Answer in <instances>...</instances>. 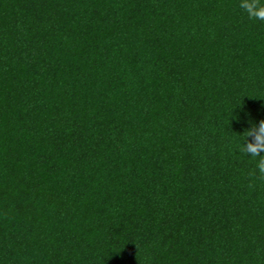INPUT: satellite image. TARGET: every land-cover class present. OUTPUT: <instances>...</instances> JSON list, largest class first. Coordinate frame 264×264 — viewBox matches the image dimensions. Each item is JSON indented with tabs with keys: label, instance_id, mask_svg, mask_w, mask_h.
Segmentation results:
<instances>
[{
	"label": "trees",
	"instance_id": "trees-1",
	"mask_svg": "<svg viewBox=\"0 0 264 264\" xmlns=\"http://www.w3.org/2000/svg\"><path fill=\"white\" fill-rule=\"evenodd\" d=\"M264 0H0V264H264Z\"/></svg>",
	"mask_w": 264,
	"mask_h": 264
},
{
	"label": "clouds",
	"instance_id": "clouds-1",
	"mask_svg": "<svg viewBox=\"0 0 264 264\" xmlns=\"http://www.w3.org/2000/svg\"><path fill=\"white\" fill-rule=\"evenodd\" d=\"M252 137L254 142H246L245 151L252 156H258L264 152V122L257 125V128L253 130ZM257 167L261 173H264V160H260Z\"/></svg>",
	"mask_w": 264,
	"mask_h": 264
}]
</instances>
